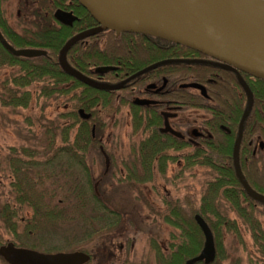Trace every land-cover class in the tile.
I'll use <instances>...</instances> for the list:
<instances>
[{
	"label": "trees",
	"instance_id": "trees-1",
	"mask_svg": "<svg viewBox=\"0 0 264 264\" xmlns=\"http://www.w3.org/2000/svg\"><path fill=\"white\" fill-rule=\"evenodd\" d=\"M8 1L0 0V32L16 49L39 48L45 50L46 55L14 56L0 43L2 106L28 108L33 96L32 90L28 88L34 82L43 83L40 95L46 98L70 95L73 102L72 109L63 114V117L71 118V124L63 127L64 129L56 130L61 141L68 145L55 149L56 134L53 132L50 136L48 134L50 131H46L43 133V148H41L43 160L41 156L39 162L34 160V156L28 154L30 151L25 149V156L27 159L30 156L31 161L19 160L16 164H8L15 178L11 186L16 195L12 202H0V219L5 227L11 230L13 236H18L16 219L18 209L26 204L35 212L33 224L26 225L27 233L30 231L28 229L36 227L34 223L37 218L43 219L44 224L55 225L83 222L86 226L94 228L95 232L112 229L119 223L121 217L119 211L104 204L94 192V177L85 160L89 151L88 146L104 143L108 118L115 119V116L122 112L135 110L136 103L132 101L133 87L143 86L148 81L164 76L169 81L167 96L171 100L182 102L184 110H201L206 114L200 122L201 148L198 152L196 150L188 152L184 158L189 163L185 167L187 169L193 167L192 161L198 157L199 165L210 168L214 176L206 182L199 199L191 195H186L182 199L171 196L165 198L167 210L162 215V219L180 231L178 236L180 241L170 244L168 254L162 256L163 263L184 264L187 259L199 253L204 244V236L195 216L200 215L208 223L214 235L217 255L212 264H220L227 255L223 244L226 231L235 234L239 243H244L239 220L250 230L264 264V230L256 214L258 207L264 208V203L248 196L237 179L233 167V145L238 136L237 129L240 127L246 105V95L238 82L237 75L217 68L212 63L191 61L190 59L194 57L203 56L185 46L168 42L165 48L158 47L145 41L141 35L120 34L104 29L73 45L67 54V60L80 72L107 84H119L132 77L119 90L95 89L67 75L58 61L60 50L69 39L98 27L77 0H18L19 5L28 10L32 17L31 27L22 32L15 29L9 21L6 11ZM57 9L72 11L78 20L72 26L59 23L53 15ZM164 59L180 61L139 73L143 68ZM105 68L109 69L104 70ZM243 76L253 91L255 105L242 125L244 130L240 147V164L250 185L257 192L264 194V166L260 167L254 162H257L258 158H251L248 155L245 140L246 136L249 138L257 133H263V130H245V128L258 126L260 123L264 125V80L251 78L246 74ZM182 82L186 83L176 87ZM200 88L204 89V93L198 90ZM258 105H263L260 109L262 113H259ZM141 106L143 109L144 105ZM80 109L90 113L91 117L81 118ZM131 125L133 133L139 131L144 133V137L140 140L137 151L129 146L127 149L129 151H125L127 154L119 156L122 161L131 160L132 153L143 161L157 157L165 162H176L182 158L176 154L184 143L171 136L164 142L168 148L156 149L150 146L158 136L157 127L161 125L159 115L149 116L142 111L134 113L131 117ZM222 125L229 126L232 130L229 133L220 130ZM72 128L75 130H72V136L69 138ZM146 129H154L151 131L152 139L146 136L148 131ZM172 147L177 151L171 150ZM124 165L127 175L119 178V182L136 185L144 181H138L130 164ZM145 165L144 163L143 166ZM164 168L165 165L160 166L161 172ZM180 174L177 173L176 178ZM47 195L50 197L48 202L45 200ZM55 196L59 198L55 200ZM227 210L235 213L239 220L231 219ZM260 213L264 216L263 211ZM94 222L100 224L94 226ZM14 238L9 242L25 247V244ZM45 250L59 251L57 248ZM82 250L90 253L88 249Z\"/></svg>",
	"mask_w": 264,
	"mask_h": 264
},
{
	"label": "rangeland",
	"instance_id": "rangeland-1",
	"mask_svg": "<svg viewBox=\"0 0 264 264\" xmlns=\"http://www.w3.org/2000/svg\"><path fill=\"white\" fill-rule=\"evenodd\" d=\"M6 11L9 21L18 31L22 32L31 27L30 18L32 17L28 10L19 5L18 0H9L6 4ZM41 87H43V83L34 82L28 88L33 92L28 108L4 107L0 102V202H12L16 195L11 186L15 178L11 170L8 169L9 163L4 161L7 155L15 152L13 149L16 151L20 149V152L23 153V147L35 149L39 146L43 148V133L46 131H50L48 133L50 136L55 132L54 140L57 147L68 145L61 141L56 130L64 129L71 124V118L63 117V114L73 107L70 95L46 98L40 95ZM198 90L204 93L203 88ZM131 117L127 116L126 112H122L115 116V119L108 118V129L105 132V142L104 140L103 142L105 148H110V152L115 153L117 157L127 154L125 151L129 146L138 143L144 137V135L139 136V131L133 133ZM204 117L203 111H197L192 113L191 120ZM72 130L75 129H70L69 138L72 136ZM21 153L19 158L27 160V157ZM41 158L43 160L42 156ZM86 160L94 177L93 184L103 177L97 187L100 196L108 207L119 211L121 215L120 221L115 227L95 232L94 228L86 226L83 222L55 225L44 224L43 219L37 218L34 223L36 227L28 229L30 231L27 233L26 225L32 223L35 212L26 204L23 208L18 209L16 217L18 236H13L11 230L6 228L0 219V245L12 241L16 237L18 242L25 244V247L46 253H51L45 250L47 248H57L61 252L88 249L94 256L87 264H164L162 256L168 254L170 244L179 243L180 231L163 221L164 212H156L146 207L145 199L148 200L146 188L156 187L159 191L158 195L163 196L162 186H166L169 196L173 198L182 199L186 195H191L199 199L206 182L214 176V172L210 168L200 165L187 169L185 166L188 165V162L185 160L182 162L184 165L181 166L176 162H169L168 180L157 177L154 180H144L135 185L118 180L127 175L124 164H130V159L125 163L116 161L111 164L109 172L104 176L105 161L98 146L90 148ZM177 173L181 174L176 178ZM58 198L55 196L54 199ZM49 199L50 197L47 195L45 200L48 202ZM153 200L156 204L155 207H162L158 196L153 195ZM227 211L231 219L239 220L235 213ZM261 211L264 212V208L258 207L256 214L261 220L264 230V216H261ZM94 224V226H98L100 223L94 222ZM239 226L243 232L244 243H239L235 234L226 231L223 244L227 255L220 264H263L250 230L246 225H242L240 220ZM0 264L8 263L0 257Z\"/></svg>",
	"mask_w": 264,
	"mask_h": 264
},
{
	"label": "water",
	"instance_id": "water-1",
	"mask_svg": "<svg viewBox=\"0 0 264 264\" xmlns=\"http://www.w3.org/2000/svg\"><path fill=\"white\" fill-rule=\"evenodd\" d=\"M205 1L207 0H77L98 27L69 39L61 48L58 61L67 75L87 86L105 91L119 90L132 76L119 84H107L80 72L67 60L69 50L78 41L107 29L116 33L146 34L185 46L215 60L216 66L234 72L247 96V104L233 146V167L248 196L264 203V194L257 192L250 185L240 164L242 125L254 103L253 91L242 73L264 80V0H228L237 6L250 8L253 13L263 17L262 20L237 18L241 16L235 12L206 7ZM53 15L65 26H72L78 20L72 11L63 9H57ZM0 43L14 56L37 57L46 54L45 50L37 48L16 49L1 32ZM176 61L180 60H162L145 67L139 73ZM107 69L109 68L104 70ZM79 114L83 119L91 117V114L83 109L79 110ZM163 132L183 137L180 132L171 128L167 119ZM109 164V157L106 155L107 169ZM195 220L203 233L204 244L200 253L186 260L184 264H212L216 259L214 235L203 217L196 215ZM0 257L8 264H87L91 259V256L83 251L46 253L16 246L13 242L0 246Z\"/></svg>",
	"mask_w": 264,
	"mask_h": 264
},
{
	"label": "flooded vegetation",
	"instance_id": "flooded-vegetation-1",
	"mask_svg": "<svg viewBox=\"0 0 264 264\" xmlns=\"http://www.w3.org/2000/svg\"><path fill=\"white\" fill-rule=\"evenodd\" d=\"M120 34L141 35V36H143L145 38L144 39L145 41L153 43V44H156L158 47H163V48H165L168 45V42H170V41L158 38V37H153V36H150V35L140 34V33H120ZM201 55L203 57H199L198 56V57H194V58H192L190 60L191 61H204V62H207V63H212L215 67L220 68V67L215 65V60H213V59H211V58H209L207 56H204L203 54H201ZM164 60H166V59H164ZM159 61H162V60H159ZM159 61H157V62H159ZM220 69H222V68H220ZM222 70H224V69H222ZM225 71H228V70H225ZM229 72H231V71H229ZM242 75H243V73H242ZM251 78H253V77H251ZM185 83L186 82H182L179 85H176V87H181ZM140 86L133 87L132 101L136 103L135 110L133 112L130 111V112H127V113L130 116H132V117L134 116V113H139L140 111H142L143 114H148L149 116H152V115H155V114L159 115L160 118H161V125L157 127L158 136L155 139V141H152L150 143V146L156 147V149L168 148V146H166V144H164V142H165V140H167V138H169V136H171L172 138L183 142L184 145L181 147V149L176 154V155H180V157H182V158L177 160L176 164L177 165H184L182 162H183V160H185L184 157L188 155V151H191V150L195 151L196 150L198 152L199 149L201 148L202 129H201L200 122H201L202 118L201 119L200 118H198V119L197 118H193V120H191L192 113H195V112L201 111V110H191V109L190 110H184L183 106L181 105L182 102H180L178 100H175V99L171 100L167 96V93L169 92V81L164 76H162L161 78H158L156 80L148 81V83H145L143 86L142 85H140ZM141 104L144 105L143 109H142ZM246 104H247V96H246ZM254 105H255V98H254V103H253L252 110L254 108ZM245 107H246V105H245ZM262 107H263V105H258L257 109L259 110V113H262V110H260ZM205 117H206V114H205ZM166 119L168 120L169 125L171 126V128L174 131L180 132L183 135L182 138L178 137L177 135H174V134H172L170 132H163V128L165 126ZM239 129H240V127L237 130L239 131ZM146 130H148L146 132V136L152 139V136H151L152 132L151 131L154 130V129H146ZM220 130H223V131L229 133L230 130H232V128L229 127V126H223L222 125V126H220ZM242 130H244V128H242ZM245 130H263V133L262 132L261 133H257V134H255L254 137H249L248 138V136H246L245 140L247 142V148L246 149L249 151L248 155L251 158L252 157L253 158H255V157L258 158V161L257 162L254 161V162L257 165H259L260 167L262 165L264 166V163H263V161H264V125L260 123L258 126H255V125L251 126V127L248 126V127L245 128ZM143 135H144V133H139V136H143ZM246 135H248V133ZM235 140H236V138H235ZM104 142H105V140H104ZM241 142H242V139H241ZM234 143H235V141H234ZM139 144H140V141L138 143L131 144V149L137 151L138 147H139ZM93 146L94 147L98 146L100 153L104 157L105 170H104L103 176L106 175L109 172L111 164L116 163V161L117 162H119V161L122 162V159H119V157H117V155L115 153L110 152L111 151L110 148H108V147L105 148L104 143H101V144H98V145L88 146L89 147L88 149L90 150V148L93 147ZM37 147L39 149L38 148L32 149V148H24L23 147L22 148V152L23 153L20 152V149L18 151L13 149L15 152L13 154L10 153L9 156L7 155L4 158V161L7 164L8 163L9 164L10 163L11 164H16L19 160L26 161L25 159L19 158V154L21 153V155L25 156V149H27L28 151H30V152H28V154L29 155L32 154L34 156L33 159L37 160L39 162L40 161V156H41V147H39V146H37ZM56 148H59V147H57L55 145V149ZM171 150H173L174 152L177 151L173 147H172ZM10 151H12V149H10ZM18 152H20V153H18ZM32 155H30V156H32ZM106 155L109 157V161H110L108 169H107V165H106ZM30 156H29V158L27 160L31 161ZM199 160L200 159H198V157L193 159L192 163L194 164V166H196V165L199 166ZM123 162L125 163L126 161L124 160ZM169 162L170 161L165 162V161H163V160H161L160 158H157V157L156 158H152V159H148L146 161H143V160L137 159L135 157V154L132 153V159L130 160V165H131V167L134 168L133 170H134V172L136 174V178H138V181H141V180L150 181V180H154V178H157V177H160V178H162L164 180H168V177H169ZM144 163L146 164L145 166H143ZM162 165H165V168H164L163 172H161V169H160V166H162ZM251 166H254V165H251ZM102 178L98 179L97 182L95 184H93V186H94L93 188H94L95 194L98 197H100L101 199H102V197L100 196L99 192L97 191V187L100 184V182L103 180ZM166 189H167L166 186H162V191L164 192V195L163 196H159L158 195L159 191L157 190L156 187L146 188V194L148 196V200L145 199V201L147 203L146 207H148V208H150V209H152L153 211H156V212H165L167 210V204L165 202V198L169 197V192ZM136 192L138 193V191H136ZM153 195L156 196V197L158 196V198H160V200L162 202V207H159V208H158V206L155 207L156 204H155V202L153 200ZM102 200H103V203L106 204L105 200L104 199H102ZM200 251H199V253H200ZM90 254H91L92 258H93L94 255H92L91 252H90Z\"/></svg>",
	"mask_w": 264,
	"mask_h": 264
},
{
	"label": "bare ground",
	"instance_id": "bare-ground-1",
	"mask_svg": "<svg viewBox=\"0 0 264 264\" xmlns=\"http://www.w3.org/2000/svg\"><path fill=\"white\" fill-rule=\"evenodd\" d=\"M204 5L208 8L211 9H216L219 11L220 10H224V11H229V12H235L237 13L239 16L241 17H237V18H245V19H250V20H262L258 14H256L255 12L253 13L252 10H250V8H245L242 7L241 5H236V3H232L228 0H207L204 2Z\"/></svg>",
	"mask_w": 264,
	"mask_h": 264
}]
</instances>
